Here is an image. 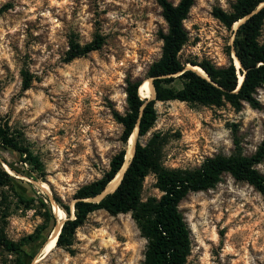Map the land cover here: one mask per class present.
<instances>
[{"label": "rangeland", "instance_id": "374dc122", "mask_svg": "<svg viewBox=\"0 0 264 264\" xmlns=\"http://www.w3.org/2000/svg\"><path fill=\"white\" fill-rule=\"evenodd\" d=\"M234 2L195 0L183 21L182 62L236 64L235 25L228 30L213 15L215 8L229 12ZM166 32L156 0H0V123L23 133L44 167L39 175L0 146L10 176L0 186V236L19 243L47 225L37 241L22 247L26 264L142 263L146 241L130 214H89L76 231L72 253L56 247L53 236L66 217L73 218L75 191L100 178L123 148L122 127L112 114L126 109V80L148 79ZM98 34L105 38L100 50L67 62L70 40L84 45ZM23 74L31 77L26 91ZM172 85L180 86L177 80ZM255 97L258 109L245 104L239 111L228 104L156 102L155 124L140 142L157 136L169 169H194L236 147L249 157L264 141V87ZM256 169L264 175V159ZM153 196L160 193L149 174L142 198ZM59 202L70 208L69 215ZM47 208L55 224L46 221ZM178 208L190 231L187 264H264V194L251 185L225 174L213 189L187 195ZM13 260L0 245V264Z\"/></svg>", "mask_w": 264, "mask_h": 264}, {"label": "trees", "instance_id": "16d2710c", "mask_svg": "<svg viewBox=\"0 0 264 264\" xmlns=\"http://www.w3.org/2000/svg\"><path fill=\"white\" fill-rule=\"evenodd\" d=\"M156 1L167 24V32L161 35V56L146 72V78L152 79L156 98L141 99L140 87L143 82L126 80V109L123 114L116 111L112 114L122 127L120 140L123 148L111 157L108 170L100 178L79 187L73 194V218L66 217L62 222L55 243L56 247L66 249L69 253H72L76 231L85 223L88 215L104 210L110 216L130 214L140 236L146 241L141 264H187L191 250L190 231L178 208L187 195L213 189L225 174L264 194V175L256 169V165L264 159V141L249 157L243 156L236 147L233 154L208 157L194 169L166 168L162 162L161 147L156 143L157 136L153 135L146 144L140 142L155 124L156 102L179 101L216 108L228 104L236 111L245 104L253 109L260 107L255 95L259 88L264 87V43L260 41L264 5L260 6L264 0H235L229 12L220 8L213 10L214 17L228 30L248 17L235 32L232 31L231 48L240 68L232 60L225 66H217L208 59L182 62L179 52L187 41L183 21L195 0H179L177 4L168 0ZM104 42L105 38L99 34L84 45L70 40L67 62L100 50ZM187 64L199 67L207 78L187 69ZM240 75L242 81L239 85ZM23 76V90L26 91L31 87V77L28 74ZM176 80L179 87L172 85ZM136 125L138 133L134 154L119 185L99 202L89 201L106 190L108 183L122 167L126 157L125 146ZM0 146L16 152L20 162L28 165L31 171L39 175L44 173L42 162L33 154L24 134L6 122L0 123ZM4 163L6 161L0 154V186H7L10 181L9 174L2 167ZM8 167L15 171L10 164ZM149 174L154 176L155 188L160 196L143 199V182ZM59 203L69 215L70 208ZM41 205L44 206L42 202ZM50 220L56 223V217L47 208L46 221ZM46 228L47 225L42 226L19 243L0 236V245L14 255L13 264H26L22 247L37 241Z\"/></svg>", "mask_w": 264, "mask_h": 264}, {"label": "bare ground", "instance_id": "6f19581e", "mask_svg": "<svg viewBox=\"0 0 264 264\" xmlns=\"http://www.w3.org/2000/svg\"><path fill=\"white\" fill-rule=\"evenodd\" d=\"M264 4L261 5V7L263 6ZM243 22L240 21V22H237L235 24V27L234 29H237L238 26ZM236 65L238 68H240V65H239V62L236 58ZM187 69H191V70H194L196 71L199 75H201L202 77H205L204 73L200 70L199 67H196V66H188ZM140 95H141V99L144 98H149L148 100L150 99H155V91H154V87L152 85V79L151 78H148L146 79L141 87H140ZM137 133H138V128L134 129L128 143H127V149H126V157H125V164L122 168V170L116 175V177L109 183V185L107 186L106 190L104 191L103 194H106V193H109L111 191L114 190V188L117 186V184L119 183L120 179H121V176H122V173L124 171V169L126 168L127 164H128V161L130 160L131 156L133 155V150H134V146H135V143H136V140H137ZM102 197V195L94 198V199H89V201H98L100 200V198ZM55 237V236H53ZM52 237V238H53ZM51 238V239H52ZM50 239V240H51Z\"/></svg>", "mask_w": 264, "mask_h": 264}, {"label": "water", "instance_id": "95a60500", "mask_svg": "<svg viewBox=\"0 0 264 264\" xmlns=\"http://www.w3.org/2000/svg\"><path fill=\"white\" fill-rule=\"evenodd\" d=\"M261 8V7H260ZM259 9V8H258ZM248 17H246V18H244V20H243V22L247 19ZM242 22V23H243ZM234 32H235V30H234ZM232 40H233V38H232ZM234 53V52H233ZM235 57V56H234ZM240 65V64H239ZM191 66V65H190ZM201 70V69H200ZM202 71V70H201ZM203 72V71H202ZM204 73V72H203ZM204 75H205V73H204ZM240 77H241V75H240ZM205 78H207L206 77V75H205ZM241 81H242V77H241V80L239 79V85H240V83H241ZM135 128H137V125H136V127ZM134 149H135V146H134ZM133 154H134V150H133ZM132 157H133V155L131 156V158H130V160L128 161V164H127V166H126V168L124 169V171H123V173H122V176H121V179H122V177H123V174H124V172L126 171V169H127V167L129 166V164H130V162H131V159H132ZM124 164H125V156H124V162H123V164H122V167L119 169V171L116 173V175L122 170V168H123V166H124ZM116 175L114 176V178L116 177ZM113 178V179H114ZM112 179V180H113ZM121 179H120V181H121ZM111 180V181H112ZM110 181V182H111ZM120 181H119V183H120ZM119 183L117 184V186L119 185ZM109 184V183H108ZM117 186L114 188V190L117 188ZM107 187V186H106ZM113 190V191H114ZM105 191V189L103 190V192ZM113 191H111V192H109V193H112ZM103 192L100 194V195H102V197L100 198V200L102 199V198H104L107 194H109V193H106V194H103ZM100 200H98V201H92V202H99ZM61 226H62V224L60 225V228H59V230H58V232H57V234L55 235V238L57 239V236H58V234H59V232H60V229H61ZM37 262H35V264H36Z\"/></svg>", "mask_w": 264, "mask_h": 264}]
</instances>
